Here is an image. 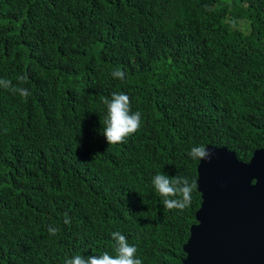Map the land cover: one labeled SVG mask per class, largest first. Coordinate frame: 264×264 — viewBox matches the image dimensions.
<instances>
[{
    "label": "trees",
    "instance_id": "obj_1",
    "mask_svg": "<svg viewBox=\"0 0 264 264\" xmlns=\"http://www.w3.org/2000/svg\"><path fill=\"white\" fill-rule=\"evenodd\" d=\"M21 75L27 99L0 87V264L115 255V231L182 264L199 194L170 211L152 179L195 180L194 146L264 148V0H0V79ZM119 92L142 126L108 145Z\"/></svg>",
    "mask_w": 264,
    "mask_h": 264
},
{
    "label": "water",
    "instance_id": "obj_2",
    "mask_svg": "<svg viewBox=\"0 0 264 264\" xmlns=\"http://www.w3.org/2000/svg\"><path fill=\"white\" fill-rule=\"evenodd\" d=\"M198 160L195 222L183 244L182 264H264V148L246 161L225 146H204Z\"/></svg>",
    "mask_w": 264,
    "mask_h": 264
},
{
    "label": "clouds",
    "instance_id": "obj_3",
    "mask_svg": "<svg viewBox=\"0 0 264 264\" xmlns=\"http://www.w3.org/2000/svg\"><path fill=\"white\" fill-rule=\"evenodd\" d=\"M112 76L116 79L124 80L126 73L120 69H116L112 72ZM17 80L18 85L13 86L11 80L0 79V87L13 93H18L21 97L27 99V97L31 95V92L27 88L21 86L27 82V77L21 75L17 77ZM103 103L107 106V112L104 118L103 136L108 145L125 143L129 136L140 130L142 126V114L139 111H132L131 100L127 94L123 92L113 93L110 99L105 97ZM189 156L197 161L202 160L210 162L213 153L207 150L203 145H200L192 147L189 151ZM195 180L189 182L187 177L178 174L174 177H170L161 172L153 177L152 185L155 191L163 198V205L166 209L170 211H183L191 205L192 193L197 188ZM200 201L201 199L199 197V204ZM70 222L67 214H65L64 223L69 224ZM57 231L58 230L55 228H49L50 235H55ZM111 238L115 242V255H110L108 252L91 256H84L77 253L66 259L65 264H143V260L137 255L138 248L130 244L125 235L119 231H115L111 233Z\"/></svg>",
    "mask_w": 264,
    "mask_h": 264
},
{
    "label": "rangeland",
    "instance_id": "obj_4",
    "mask_svg": "<svg viewBox=\"0 0 264 264\" xmlns=\"http://www.w3.org/2000/svg\"><path fill=\"white\" fill-rule=\"evenodd\" d=\"M238 27L242 28V23L241 22L238 23Z\"/></svg>",
    "mask_w": 264,
    "mask_h": 264
}]
</instances>
